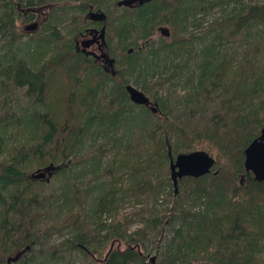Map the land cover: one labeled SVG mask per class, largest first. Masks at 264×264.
I'll use <instances>...</instances> for the list:
<instances>
[{
  "label": "trees",
  "instance_id": "obj_1",
  "mask_svg": "<svg viewBox=\"0 0 264 264\" xmlns=\"http://www.w3.org/2000/svg\"><path fill=\"white\" fill-rule=\"evenodd\" d=\"M117 1L0 0V264L27 245L9 264H74L75 250L147 264L156 240V264H264V180L243 163L264 124V0ZM46 7L22 39L17 21ZM90 7L107 14L112 69L74 46ZM161 25L170 34L153 38ZM194 149L215 162L175 190L170 157ZM49 163L51 185L31 176ZM126 200L142 205L102 220ZM132 214L141 225L128 230Z\"/></svg>",
  "mask_w": 264,
  "mask_h": 264
},
{
  "label": "water",
  "instance_id": "obj_2",
  "mask_svg": "<svg viewBox=\"0 0 264 264\" xmlns=\"http://www.w3.org/2000/svg\"><path fill=\"white\" fill-rule=\"evenodd\" d=\"M135 1L141 3L142 0H118V5L132 6ZM89 16L98 20H105L106 13L101 10H89ZM38 26L37 21L29 22L25 25V30H34ZM159 31L162 35L168 36L170 34L169 27L167 25L159 26ZM105 24L100 29L99 37L102 38V43L105 42ZM93 38H89L87 42H82L83 45H87ZM101 43V44H102ZM104 55V53H101ZM108 61L112 63L113 58H109ZM113 72V71H112ZM114 73V72H113ZM129 98L136 104L151 105L152 110L156 111L157 103L153 104L151 98L140 88L132 84L131 82L125 85ZM215 162V158L210 155L206 150L194 149L188 152H179L174 157H170V175L173 181L175 190H177V178L183 175L199 176L210 171L212 165ZM244 167L246 171H251L255 180H264V124L260 127L259 133L248 143L244 148ZM56 165L49 163L45 166L38 167L31 172L33 178H45L49 180L51 174L56 169ZM24 250L18 252L15 256L8 259L18 258ZM155 255L150 257V262L153 263Z\"/></svg>",
  "mask_w": 264,
  "mask_h": 264
},
{
  "label": "rangeland",
  "instance_id": "obj_3",
  "mask_svg": "<svg viewBox=\"0 0 264 264\" xmlns=\"http://www.w3.org/2000/svg\"><path fill=\"white\" fill-rule=\"evenodd\" d=\"M47 11H48V7L41 9V13L42 14L39 16L38 20H42L45 17L44 15L47 13ZM20 13H21L20 19H22V17H23L22 11ZM214 14H217L218 15L219 12L216 10ZM214 14H210V15L207 16L206 20H204V22L202 24L201 30H205L208 27L209 20L213 17ZM20 19L17 21V24H18V27L20 28V30L24 33L22 35V39H26L27 38V35L26 34H28V33L25 34V30L23 28V25H24L25 21H21ZM79 19L81 21H84V19L82 17H80ZM81 21H78L77 24L80 25L81 24ZM75 25H76V23H75ZM61 30L62 31H65V27L64 28L62 27ZM159 35H160V31L157 29L153 33L152 37L157 39L159 37ZM237 42H238V40H236L234 42H231L230 43L231 47H228V50H231L232 48H234ZM242 47H244V44H242ZM236 48L237 49H240L241 46L240 45H237ZM189 61L192 62L193 61V58H190ZM134 85L137 86V87H139V85H136V84H134ZM168 89L169 88L165 85L161 89V93L162 94H166L167 91H168ZM176 90H177V88H176ZM17 92L18 93H21L20 90H16V93ZM177 92H178V90H177ZM147 95H149V94L147 93ZM149 97L151 98L152 96L149 95ZM24 100H25V97H20V101L21 102H24ZM54 181H55L54 178L51 176V178L49 179L48 183L51 185V183H53ZM141 205H142V202H135L133 200H131V201L126 200L118 208V210H117L116 213H112V211H110V212L105 211L104 213H102L101 218H102L103 221L104 220L109 221V220H111L113 218H121L123 214H126L127 216H129L130 213H132L135 210H138V208ZM131 217H133V218H132V221L130 222V224L128 226V230H133L137 226H140L141 225V221L138 219V216H135V215L132 214ZM61 238H62L61 235L54 234L52 236L51 240L57 241V240H59ZM158 241L159 240H156V242H155L157 245L151 246V249L149 250V252L145 253L146 254V262H147V264H156V260H159V258H160V255H159L160 244H162L163 242L160 243V244H158ZM160 242H161V240H160ZM114 245L117 246L118 245L117 242H115ZM107 246H109V243H108ZM120 246L122 247L123 245L121 244ZM15 251L16 250H13L12 252H9V254H13ZM105 252H106V249H104L102 251V253H96V254H94V256L96 258H100V257H102L104 255ZM0 255H1V253H0ZM152 255H155V259H154L153 263L150 262V257ZM71 259H72V261H74V264H98V261L97 260H93V261L91 260V256L90 255L84 256L80 251H76V250L71 253Z\"/></svg>",
  "mask_w": 264,
  "mask_h": 264
},
{
  "label": "flooded vegetation",
  "instance_id": "obj_4",
  "mask_svg": "<svg viewBox=\"0 0 264 264\" xmlns=\"http://www.w3.org/2000/svg\"><path fill=\"white\" fill-rule=\"evenodd\" d=\"M143 1L144 0H142V2ZM138 2L139 1H135L133 3V5L137 4ZM18 10L22 11V14H24V16L29 14L27 8L18 7ZM89 10H97V9H92V7H90L82 15V18L84 19V21H83L84 24L73 36L74 46H75L77 51L84 53L86 56H91L92 59L96 63H98L100 66H103L106 69H112L115 62H114V57L112 56V54L110 53V51L108 49V44H107V40H106V31L104 33V37H105L104 43H102V38L99 37L100 29L103 26V24H105L106 19L105 20H98V19L91 18L88 14ZM40 15H41L40 13H37L36 18L26 19L25 23L23 25L24 30H25V25L29 22H32V21H37L38 26H39V23L41 22V20H38V18ZM106 18H107V14H106ZM158 30H159V28H158ZM25 31L29 32V30H25ZM30 31H33V30H30ZM89 38H93V40L91 42H89L87 45H83L82 42L83 41L87 42V40ZM102 52L104 53V55L101 54ZM109 58H113L112 63H110L108 61ZM151 100H152L153 104L156 103V101L153 98H151ZM146 106L152 110L151 105H146ZM157 109H158V107H157ZM157 109H156V111H154L155 113L157 112ZM27 247H28V245L19 249V250H16L13 254H9L7 256V264H9L10 262H13L14 260L17 259V258L16 259H8L9 257L11 258V257L15 256L18 252H20L22 250L25 251V249H27ZM24 251L22 253H24ZM22 253H21V255H22Z\"/></svg>",
  "mask_w": 264,
  "mask_h": 264
}]
</instances>
